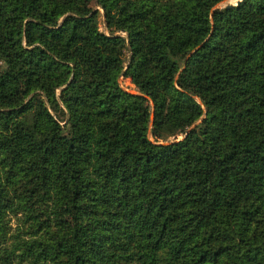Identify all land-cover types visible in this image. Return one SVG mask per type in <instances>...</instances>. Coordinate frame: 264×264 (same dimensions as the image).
<instances>
[{"label": "trees", "instance_id": "trees-1", "mask_svg": "<svg viewBox=\"0 0 264 264\" xmlns=\"http://www.w3.org/2000/svg\"><path fill=\"white\" fill-rule=\"evenodd\" d=\"M222 1L0 0V264H264V0Z\"/></svg>", "mask_w": 264, "mask_h": 264}, {"label": "rangeland", "instance_id": "rangeland-1", "mask_svg": "<svg viewBox=\"0 0 264 264\" xmlns=\"http://www.w3.org/2000/svg\"><path fill=\"white\" fill-rule=\"evenodd\" d=\"M237 1H239V0H224L221 3H219L218 6L219 7H223V6L228 5V4H235ZM100 12H101V10H100ZM99 27H100L101 31L108 33V30L105 28V25H104V22H103L102 12H101V15H99ZM118 33H121V32H118ZM121 34L125 35L123 33H121ZM127 56H128V53H125V59H126ZM119 83H120L121 87L126 89L128 92H131V93H136L137 92V87L133 83V81L131 80L129 75L120 76ZM147 103H148L149 107H152V104L149 101ZM148 136H149L150 140L158 141V142H166L168 140H172V139L176 138L175 136L155 138L151 134V132H149ZM180 137L181 136H178V138H180Z\"/></svg>", "mask_w": 264, "mask_h": 264}, {"label": "water", "instance_id": "water-1", "mask_svg": "<svg viewBox=\"0 0 264 264\" xmlns=\"http://www.w3.org/2000/svg\"><path fill=\"white\" fill-rule=\"evenodd\" d=\"M239 1H240V0H239ZM239 1H237L235 4H228V5H226V6H227V7H231V6H233V5L238 4Z\"/></svg>", "mask_w": 264, "mask_h": 264}]
</instances>
